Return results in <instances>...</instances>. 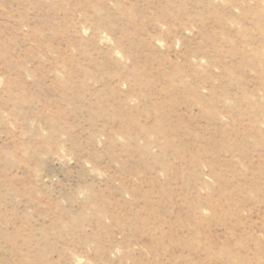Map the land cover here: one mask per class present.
<instances>
[{
    "label": "rangeland",
    "instance_id": "rangeland-1",
    "mask_svg": "<svg viewBox=\"0 0 264 264\" xmlns=\"http://www.w3.org/2000/svg\"><path fill=\"white\" fill-rule=\"evenodd\" d=\"M0 264H264V0H0Z\"/></svg>",
    "mask_w": 264,
    "mask_h": 264
}]
</instances>
